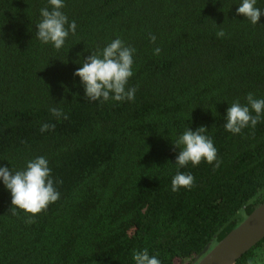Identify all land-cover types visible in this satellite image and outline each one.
I'll list each match as a JSON object with an SVG mask.
<instances>
[{
	"label": "trees",
	"instance_id": "1",
	"mask_svg": "<svg viewBox=\"0 0 264 264\" xmlns=\"http://www.w3.org/2000/svg\"><path fill=\"white\" fill-rule=\"evenodd\" d=\"M240 3L64 0L77 29L56 50L36 37L48 0H0V166L21 171L43 156L62 180L60 198L34 217L10 212L0 180V264H135L145 248L161 264H194L264 203V116L239 134L222 127L233 102L264 99V16L253 25ZM117 38L136 50L135 99L88 102L74 73ZM43 123L55 129L41 133ZM201 126L219 167L178 169L173 141ZM178 170L194 185L173 192ZM250 261L264 264V239L235 264Z\"/></svg>",
	"mask_w": 264,
	"mask_h": 264
},
{
	"label": "clouds",
	"instance_id": "2",
	"mask_svg": "<svg viewBox=\"0 0 264 264\" xmlns=\"http://www.w3.org/2000/svg\"><path fill=\"white\" fill-rule=\"evenodd\" d=\"M256 2L257 0H241L237 8V13L246 17V20L253 25L260 22L261 17L264 16V11L255 6ZM48 4L50 8L40 9L41 20L36 25L38 29L36 37L42 43H51L56 50H60L69 34L75 35L77 24L75 21L69 23L68 17L62 11L65 7L64 0H48ZM216 35L218 38H223L226 33L220 27ZM149 38L152 43L156 42L155 35L150 34ZM135 51V48L125 45L123 40L117 38L101 51H94L91 56L81 61L83 66L78 68L74 75L81 78L88 102L104 103L109 100L123 102L135 99L137 88L127 87L129 78L133 76ZM160 52L161 48L154 49L155 55H159ZM245 99L246 104L236 100L227 109V122L222 127L232 134H239L248 127L255 129L264 116V99L256 98L251 92ZM49 111L57 119H68L61 108L52 106ZM253 112L255 115L252 114ZM54 129L55 124L50 123H43L40 127L41 133ZM207 130L205 126L199 127L196 131L189 128L173 141L175 148L180 149L176 157L178 169L185 168L189 163L198 166L202 161H207L209 164L215 162L214 168L219 167L217 149L211 137L206 135ZM0 180L11 192L10 212L13 215H17V209H20L34 217L60 198L55 185L62 184V180L52 178L49 162L43 156L29 160L26 168L21 171L0 166ZM194 180L193 175L178 170L171 181V190L176 192L181 187L190 189L194 185ZM26 222L34 223L35 221L28 219ZM133 260L135 264H161L157 256L150 255L146 248L133 250Z\"/></svg>",
	"mask_w": 264,
	"mask_h": 264
},
{
	"label": "water",
	"instance_id": "3",
	"mask_svg": "<svg viewBox=\"0 0 264 264\" xmlns=\"http://www.w3.org/2000/svg\"><path fill=\"white\" fill-rule=\"evenodd\" d=\"M264 239V203L220 242L207 247L194 264H235L246 252Z\"/></svg>",
	"mask_w": 264,
	"mask_h": 264
}]
</instances>
